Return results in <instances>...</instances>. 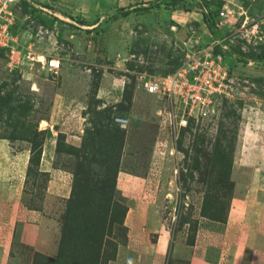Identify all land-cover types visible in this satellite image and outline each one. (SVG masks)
Masks as SVG:
<instances>
[{"label": "rangeland", "instance_id": "obj_1", "mask_svg": "<svg viewBox=\"0 0 264 264\" xmlns=\"http://www.w3.org/2000/svg\"><path fill=\"white\" fill-rule=\"evenodd\" d=\"M220 11L218 29L207 14ZM13 13L26 49L11 72L0 52V138L45 236L16 242L10 264H189L195 244L209 264H264V0H20ZM210 46L228 94L173 142L166 102L140 83ZM50 166L62 187L45 198Z\"/></svg>", "mask_w": 264, "mask_h": 264}, {"label": "built area", "instance_id": "obj_2", "mask_svg": "<svg viewBox=\"0 0 264 264\" xmlns=\"http://www.w3.org/2000/svg\"><path fill=\"white\" fill-rule=\"evenodd\" d=\"M19 1L0 0V52L4 53L9 72L19 69L26 49L19 44L11 30L14 22L13 8ZM212 23L214 28L219 29L229 25V20L220 11ZM42 65L53 75L60 70L59 61L55 58L44 60ZM227 82L228 69L220 54L213 53L210 46L187 53L173 72L165 76H152L141 81L140 85L145 94L166 102L168 109L165 111V120L171 140L176 142L179 132L187 126L189 120L210 117L216 101L228 94ZM113 123L124 127L127 120L115 117Z\"/></svg>", "mask_w": 264, "mask_h": 264}, {"label": "crops", "instance_id": "obj_3", "mask_svg": "<svg viewBox=\"0 0 264 264\" xmlns=\"http://www.w3.org/2000/svg\"><path fill=\"white\" fill-rule=\"evenodd\" d=\"M73 137L76 138V136ZM4 157L8 159L10 158L9 161L11 164H7L8 170H10V177L8 176L6 183L1 179L0 171V264H10L13 247L16 242L38 248L36 244L41 241L45 235L42 234V232L33 229L44 219V210L42 208H30L24 204L22 184H18L17 181L14 180L15 177L13 172L15 164L13 158L15 157V154L10 152L8 142L5 139L0 138V164L3 163L2 159ZM51 167L52 166H50L49 169H40L37 171L39 174L47 177L44 189L45 198L52 195H58V192H61L59 189L62 187L61 183L58 182V180L62 181L60 178L58 180L54 178L55 185L53 184L52 173H54L55 170ZM56 172L60 173L59 170H56ZM57 173H54L55 177H57ZM127 183V187H129L130 184H134V182L130 180ZM263 203L264 199H262V205ZM262 205L261 203L259 206L257 205L258 207L255 210L257 220L261 217ZM228 223L229 221L227 218L226 224L228 225ZM16 225H19L20 228L15 229ZM153 246L158 248V250L163 249L160 235L157 234V239ZM198 248L199 246L197 244L193 246L189 264H209L206 261L197 259Z\"/></svg>", "mask_w": 264, "mask_h": 264}, {"label": "trees", "instance_id": "obj_4", "mask_svg": "<svg viewBox=\"0 0 264 264\" xmlns=\"http://www.w3.org/2000/svg\"><path fill=\"white\" fill-rule=\"evenodd\" d=\"M207 17H208V19H207V20H208V21H207L208 24H209L210 26L213 27V23H212V20H211L212 15H211V17H210V20H209V15H208V14H207ZM112 122H113V120H112ZM114 124H115V123H114ZM182 132H183V129H182ZM182 132H181V133H182ZM180 135H181V134H180ZM180 135H179V137H178V140H179L180 137H181ZM1 138H2V137H1ZM2 139H4V138H2Z\"/></svg>", "mask_w": 264, "mask_h": 264}, {"label": "bare ground", "instance_id": "obj_5", "mask_svg": "<svg viewBox=\"0 0 264 264\" xmlns=\"http://www.w3.org/2000/svg\"><path fill=\"white\" fill-rule=\"evenodd\" d=\"M46 122H42L43 125H45Z\"/></svg>", "mask_w": 264, "mask_h": 264}]
</instances>
